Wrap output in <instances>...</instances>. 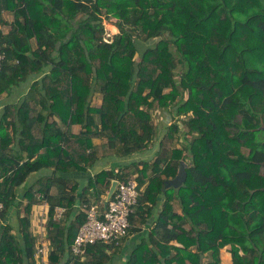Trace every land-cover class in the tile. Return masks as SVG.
<instances>
[{
    "label": "trees",
    "instance_id": "obj_1",
    "mask_svg": "<svg viewBox=\"0 0 264 264\" xmlns=\"http://www.w3.org/2000/svg\"><path fill=\"white\" fill-rule=\"evenodd\" d=\"M104 19L117 30L108 40ZM0 54V97H10L0 103V264H37L38 193L49 206L46 264H109L152 216L123 264H220L226 245L232 264H264V180L245 203L242 154L243 121L255 123L264 93V0H0ZM95 138L150 158L65 191L64 174L94 165ZM181 160L184 185L163 189ZM248 176L255 188V166ZM112 180L137 184L126 234L74 255L86 215L74 205L90 206Z\"/></svg>",
    "mask_w": 264,
    "mask_h": 264
},
{
    "label": "crops",
    "instance_id": "obj_2",
    "mask_svg": "<svg viewBox=\"0 0 264 264\" xmlns=\"http://www.w3.org/2000/svg\"><path fill=\"white\" fill-rule=\"evenodd\" d=\"M3 18L7 22H11V20H12L10 14H8V13H3ZM8 28H9L8 25H4L2 27L3 32H7ZM28 86H29L28 83L21 85L19 89L15 90L16 91V94H15L16 97L15 96L14 97L18 99L21 96H25L28 92ZM7 101H10V97L7 98V96H5V95L0 97V103L1 104L5 103ZM78 129L79 128L77 126H74L72 131L77 132ZM93 145H95V149L97 152V159H96L94 165L87 168L86 172H74V173H70V174H64L63 176L66 177L67 181H68L67 184L64 185L65 191L75 189L77 186H79V188L84 187L86 185V179L88 177H94L95 174L101 170H110V169L117 170L120 166H122V167L127 166L131 162H141L142 160H144V158L148 159V154H142V155L133 154V155H129V156H123V155L117 156L114 153V149L109 147L107 142L103 141L100 138L93 139ZM39 172H36V173H39ZM36 173H33V174H36ZM49 173L50 172H48L47 170H44V172H41V174H39V176L37 178L42 177V176L49 174ZM33 174L29 177V179H31V177H33ZM37 178H34L33 180H31L30 183H25L22 187H20L18 189L17 199L19 201L23 202V200L21 199L23 190L27 186H29L32 182H34ZM102 189H103L102 184H98V186H97V190L99 191L98 198L97 199L91 198L90 203H89V204H94L97 207V210L99 213H102L103 210L105 209L104 206L100 207L101 206L100 203H102L104 205L105 196L107 194V191H104V190L102 191ZM56 192H57V189L55 186H53L50 190L51 195L55 194ZM79 196H80V193H78V197ZM37 198L39 199V203L34 205L33 215L31 216V219H30L32 228L35 227V224L38 222V219L40 218V212H42L44 204L47 205L46 213H47V210L49 208L48 202L46 201V199L43 198L42 194L38 193ZM40 198H42V199H40ZM56 207H59V206H56ZM85 207H86V203L85 204L77 203L74 205V211H76V212L82 211V210H84ZM175 208L177 210V213L180 214L181 211L178 208L177 204H175ZM64 211H65V208H64ZM155 212H157V211H155ZM153 218H154V216L148 218L146 225L142 227V229L139 233H132V234H128L126 236L123 243L118 246L119 249L114 250L113 258H111V260H110L111 262L109 264H123L127 260V258L129 257V254L133 250L138 238L146 233V231L148 230V227L151 224ZM17 219H18L17 214H12V211H11V213L9 214V217H8V222L14 223ZM173 244L177 245L176 242H173ZM220 258H222V254H221ZM223 258H224V264H232L229 252L225 251ZM220 264H223L222 259L220 260Z\"/></svg>",
    "mask_w": 264,
    "mask_h": 264
},
{
    "label": "built area",
    "instance_id": "obj_3",
    "mask_svg": "<svg viewBox=\"0 0 264 264\" xmlns=\"http://www.w3.org/2000/svg\"><path fill=\"white\" fill-rule=\"evenodd\" d=\"M2 54H0V61ZM138 196L137 184L130 180L127 182H117L114 193L108 200L105 209L99 213L97 207L91 204L85 207V221L79 227L74 238L71 251L74 255L81 254L87 244L104 243L110 244L120 240L126 232L129 225L128 217L132 213ZM3 204L0 202V211ZM47 205L44 204L40 218L35 224L38 242L36 245L35 258L37 264H45V258L48 252V242L46 240L45 217ZM64 208H54V218H61Z\"/></svg>",
    "mask_w": 264,
    "mask_h": 264
},
{
    "label": "flooded vegetation",
    "instance_id": "obj_4",
    "mask_svg": "<svg viewBox=\"0 0 264 264\" xmlns=\"http://www.w3.org/2000/svg\"><path fill=\"white\" fill-rule=\"evenodd\" d=\"M248 77V75L246 74ZM245 76V77H246ZM245 102H248V95H245ZM261 104L258 107L255 123H249L246 119L243 121V136H244V145L242 147V154L244 156V174H245V188L249 195H244L245 203L253 198L257 197L259 191H262V180H264V93H261ZM247 108V107H245ZM245 118V117H244ZM254 144V148L251 147ZM255 166L257 170V175L260 179L258 185L255 188H251L249 183V166ZM249 178V179H248ZM263 178V179H262Z\"/></svg>",
    "mask_w": 264,
    "mask_h": 264
},
{
    "label": "water",
    "instance_id": "obj_5",
    "mask_svg": "<svg viewBox=\"0 0 264 264\" xmlns=\"http://www.w3.org/2000/svg\"><path fill=\"white\" fill-rule=\"evenodd\" d=\"M186 166L187 163L181 160L179 162L175 176L163 182V189L173 188L175 191L179 190V188L184 185L186 179ZM117 182H118L117 180H113L111 182L107 194L105 196L104 207L106 206L108 200L111 198L112 194L114 193Z\"/></svg>",
    "mask_w": 264,
    "mask_h": 264
},
{
    "label": "rangeland",
    "instance_id": "obj_6",
    "mask_svg": "<svg viewBox=\"0 0 264 264\" xmlns=\"http://www.w3.org/2000/svg\"><path fill=\"white\" fill-rule=\"evenodd\" d=\"M103 24H104V27H105V33L107 32V34H105L106 36V38H107V40L108 39H110L112 36H113V34L117 31L116 30V27L114 26V25H112L111 23H110V21H107L106 19H104V22H103ZM158 118L160 119V121L162 120L163 122H168L169 121V116L166 114V113H162L160 116H158ZM157 118V119H158ZM148 158H150L149 156H148ZM146 158H144V160H145ZM41 172H44V170H42V171H40L39 173H36V174H33V177H31V179H28L27 180V182L26 183H30V181L31 180H33L34 178H37L38 176H39V174H41ZM46 219H47V216L45 217V221H46ZM46 227H47V222H46V224H45V230H46ZM33 230H34V232H35V227H33ZM47 231V230H46ZM36 234H37V232H36ZM229 245H226L225 247H223L221 250H220V256H221V254H222V258H220V259H222V261H223V264H224V258H223V255H224V252L226 251V252H228V249H229ZM36 250V249H35ZM230 254V253H229ZM47 255H48V252H47ZM47 263V256H46V258H45V264Z\"/></svg>",
    "mask_w": 264,
    "mask_h": 264
}]
</instances>
